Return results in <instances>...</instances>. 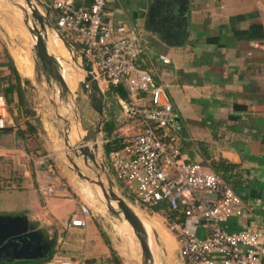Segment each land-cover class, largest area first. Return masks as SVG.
I'll return each instance as SVG.
<instances>
[{"label":"crops","instance_id":"1","mask_svg":"<svg viewBox=\"0 0 264 264\" xmlns=\"http://www.w3.org/2000/svg\"><path fill=\"white\" fill-rule=\"evenodd\" d=\"M151 1L108 0L107 9L110 17L140 26L147 53L142 55L144 60L137 59V66L145 67V61L149 66V55L159 71L160 77L155 79L165 88L175 79L181 81V87L196 93L184 94L194 103L187 111L190 118L185 120L175 108L183 149L191 159L207 163L209 169L239 190L244 212L231 218V228L263 227L264 0H188L185 20L179 27H169L168 33L159 31L160 23L155 27L145 24ZM158 19L155 17L156 22ZM57 39V35H48L50 48ZM171 51L176 54L170 56ZM249 51H252L250 56ZM159 52L167 53L170 62L157 60ZM29 59L25 52L15 53L14 61L0 39V93L7 100L13 124L0 130V224L17 216L35 221L36 229L41 230L49 246L45 256L35 254L17 259L0 250V264H47L59 257L103 258L108 264H139L130 258L123 245L126 240L113 228L115 224L111 225L112 229L109 225L107 228L104 213L79 195L71 182L66 184L60 180L55 166L51 172L48 163L53 161L50 153L41 152L37 117L31 118L25 99L27 76L21 61ZM161 75L170 79L168 84L162 82ZM73 76L70 66L65 64L63 78L69 90H73ZM99 82L104 84L101 90L111 100L104 112L107 121L106 115L113 110L120 115L115 100L118 90L114 89L113 93L110 85L103 80ZM132 128L133 125H122L108 135L103 125L101 135L119 145V137ZM45 154L49 156L43 164L40 156ZM109 175L114 178L111 172ZM41 183L55 185V193L43 194L39 189ZM115 185L119 190L116 181ZM81 204L90 208L86 226L69 225L72 215L79 214ZM163 230L168 239L162 238L166 244L157 250L158 257L153 256V264H184L177 255L174 235Z\"/></svg>","mask_w":264,"mask_h":264},{"label":"built area","instance_id":"2","mask_svg":"<svg viewBox=\"0 0 264 264\" xmlns=\"http://www.w3.org/2000/svg\"><path fill=\"white\" fill-rule=\"evenodd\" d=\"M44 3L55 15V28L75 34L76 45L91 62L98 81L124 92L115 95L121 118L138 117L141 127L123 133L119 146L105 152L103 160L114 181L134 193L135 203L147 209L166 207L165 220L179 259L184 264H264V226L231 228V218L244 212L240 194L207 163L191 159L183 149L179 118L164 84L155 79L160 75L149 55V68L137 66L139 56L147 53L140 26L110 17L108 0ZM156 59L170 62L163 52ZM11 125L7 100L0 93V130ZM48 156H40L43 164ZM48 166L52 172L53 165ZM39 189L52 195L56 186L41 183ZM79 211L69 225L86 226L90 208L81 204ZM47 264L108 263L103 258L59 257Z\"/></svg>","mask_w":264,"mask_h":264},{"label":"rangeland","instance_id":"3","mask_svg":"<svg viewBox=\"0 0 264 264\" xmlns=\"http://www.w3.org/2000/svg\"><path fill=\"white\" fill-rule=\"evenodd\" d=\"M41 1L44 2L47 0ZM22 7H25L27 11H29V7L25 0H0V39H2V41L6 44L9 52L14 57V61L15 53L21 54L25 52L28 59L30 58L29 60L21 61L23 64L21 67L23 68V73L26 74L25 76H27V81H25V99L28 113L31 115L32 119L37 117L36 125L40 133L38 138L41 142V152L50 153L49 157H51L53 161V168L55 166L57 171L56 173L60 176V180H64L66 184L71 182V186L75 188V191L79 192V195L81 193L90 201L92 206L99 208L104 213V222L108 223L106 224L107 228L110 226V229H112L113 223L115 224L113 228L119 232L118 235H122L121 237L124 239L123 241L126 240L123 245L128 249L130 258L132 257L131 259L136 262L138 261L140 264V245L129 223L125 219H122V221L119 222L116 219L117 216L109 213L107 207L105 206V198L101 193L100 187L96 184V182L93 183L92 181H87L84 180L83 177H80L74 170L70 159L73 160V162L77 165V169L84 176H88L94 180L97 179L98 174H101L99 166H94L88 159L84 162L83 155L78 149L77 155H75V153L69 150L68 146L65 144V134L68 126V143L76 145L83 142V137H85L87 133H91L90 136H92V134L94 135L96 122L100 119L97 112L89 106L87 97L82 93L79 85V81L84 79V74L81 68L79 49L76 45L75 34L67 30H62L60 32V34L73 46V48L68 47L69 50L59 36H57L58 39L53 42L51 48L47 43L49 53L54 55L61 64L58 68L59 71L63 74L64 66L65 64H68L74 73L73 90H67L62 93V89L58 82L52 78L47 71H43L40 65H37V71H34L36 66V56L34 50L35 38L25 25V17ZM49 18L54 22L55 15L53 12H49ZM29 20L34 21L30 14ZM21 27L25 29L28 36H25V34L20 31L22 29ZM48 34L56 35L54 32H49ZM175 54L176 53L174 51L170 52V56H174ZM65 58L68 59L65 60ZM139 58L144 60L142 55L139 56ZM143 63L145 66L144 68H149L146 61ZM161 78L163 83H169V78L168 80L166 77H162V75ZM98 83L99 86L102 85L100 87H104L103 83L100 84L101 82L99 81ZM180 85L181 81L177 82L173 79L172 83L167 85L166 90L172 100L173 108L175 109L177 107L181 117L187 120V118H190L191 116L187 111L194 103L187 99L184 94L196 93L190 89H185ZM106 96L109 95L106 93ZM106 117L107 121H109L107 124L109 125L108 127L118 128L122 125H133L132 130H135L136 127H141L138 117L121 120L120 115L118 116L115 114V110H113L109 115L107 114ZM107 134L112 135V132ZM87 136L88 138H91L89 134ZM97 137L98 155L103 156V152H106L103 146L105 144L101 142V140L104 139V135L99 133ZM88 142H91V139H89ZM107 173L110 174L108 170ZM61 176H65V179L61 178ZM101 177L106 184L105 174H102ZM116 183L119 186V194L125 198L137 215L142 219L149 234L151 251L153 256L155 255L156 257L157 254H159L157 250L159 251V248H162V244H166V241H163L162 238L165 240L168 239V235L164 234L163 229L165 228L169 233V229L164 218L169 211L166 210L164 205H160L154 209L144 208L140 203H135L134 193L125 188L123 182L116 180ZM111 205L116 207L113 201H111ZM113 216L115 218H113ZM148 222H150V224ZM153 232L158 234L157 242Z\"/></svg>","mask_w":264,"mask_h":264},{"label":"water","instance_id":"4","mask_svg":"<svg viewBox=\"0 0 264 264\" xmlns=\"http://www.w3.org/2000/svg\"><path fill=\"white\" fill-rule=\"evenodd\" d=\"M29 11L25 7H22L25 17V25L29 32L35 38L34 50H35V68L40 65L43 71H47L52 78H54L62 89V93L68 89L63 74L59 71L61 64L58 59L49 53L47 49V37L48 33L54 32L59 36L64 44L68 47H72L71 43L63 37L60 32L55 28L54 22L49 18V11L46 5L41 0H25ZM188 7V0H152L148 7V20H154L155 17L160 23L159 31L168 33V29L171 26H180L179 24L185 20V11ZM43 9V10H42ZM29 14L34 21L29 20ZM37 22V24H36ZM164 39L165 36H162ZM69 50V48H68ZM70 52V51H69ZM81 68L83 70L84 79L79 81L82 93L87 97L89 105L93 110L97 112L100 119L97 120L95 125L94 135L88 138L86 135L83 137V142L76 145L68 143V129L66 128L65 144L68 149L73 151L77 155V149L83 155L84 162L90 160L94 166H99L101 174L97 175V179H91L88 176H84L78 169L77 165L70 159L76 173L83 177L84 180L92 181L100 187L101 193L105 198V206L109 213L117 216L119 222L125 219L134 235L137 237L140 250H141V264H153L154 258L150 248L149 234L142 219L137 215L129 203L123 196L119 194V190L115 185L113 178L107 173V167L103 160V156L98 155V137L97 135L102 132V127L105 123V110L107 104L111 102L110 98L106 96L100 89L98 79L95 77L91 62L85 56V54L79 50ZM39 63V64H38ZM91 139V142L88 140ZM105 174L106 184L103 181L101 175ZM116 202V207L111 205V201ZM110 215V216H112ZM113 216V218H115ZM154 236L156 242L158 241L157 234ZM41 230L36 229L35 221H27L23 216L14 217L13 220L0 224V250L9 252L12 256L11 259L27 258L31 255L45 256L49 244L43 240Z\"/></svg>","mask_w":264,"mask_h":264},{"label":"trees","instance_id":"5","mask_svg":"<svg viewBox=\"0 0 264 264\" xmlns=\"http://www.w3.org/2000/svg\"><path fill=\"white\" fill-rule=\"evenodd\" d=\"M109 89L113 93L115 92L114 89H117L118 92H120V94L124 96V92L120 88H116V87L110 86ZM108 122L109 121H105V123H104L105 131H106V133H111L112 130H113V127H108L109 126V125H107ZM118 146L119 145L117 144V142L115 140H113V141H110V142L106 143L104 148H105V151H108L111 147H118Z\"/></svg>","mask_w":264,"mask_h":264},{"label":"flooded vegetation","instance_id":"6","mask_svg":"<svg viewBox=\"0 0 264 264\" xmlns=\"http://www.w3.org/2000/svg\"><path fill=\"white\" fill-rule=\"evenodd\" d=\"M145 24L146 25H148V26H150V25H152L153 27H155V26H157L158 25V23L156 22V21H154V20H151V21H149L148 20V16H146V18H145ZM87 102H88V100H87ZM90 106V105H89ZM91 107V106H90ZM92 108V107H91ZM89 131V130H88ZM89 134V136H90V134L91 133H87V135Z\"/></svg>","mask_w":264,"mask_h":264},{"label":"bare ground","instance_id":"7","mask_svg":"<svg viewBox=\"0 0 264 264\" xmlns=\"http://www.w3.org/2000/svg\"><path fill=\"white\" fill-rule=\"evenodd\" d=\"M113 203L116 205V202L113 200Z\"/></svg>","mask_w":264,"mask_h":264}]
</instances>
